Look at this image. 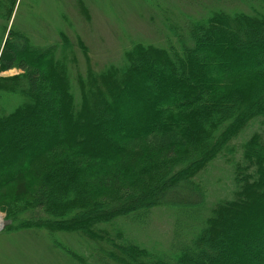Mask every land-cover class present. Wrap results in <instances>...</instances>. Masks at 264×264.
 Returning <instances> with one entry per match:
<instances>
[{
    "label": "trees",
    "instance_id": "1",
    "mask_svg": "<svg viewBox=\"0 0 264 264\" xmlns=\"http://www.w3.org/2000/svg\"><path fill=\"white\" fill-rule=\"evenodd\" d=\"M17 1L0 0V74L21 71L0 75L7 230L75 234L53 242L75 264H264V0L159 10L163 43L100 70L69 20L59 41L14 22L4 42ZM159 211L171 239L148 230Z\"/></svg>",
    "mask_w": 264,
    "mask_h": 264
},
{
    "label": "rangeland",
    "instance_id": "2",
    "mask_svg": "<svg viewBox=\"0 0 264 264\" xmlns=\"http://www.w3.org/2000/svg\"><path fill=\"white\" fill-rule=\"evenodd\" d=\"M83 1L89 16H91L89 20L85 18L84 22L79 14L80 10L78 11L79 15L75 12V0H18L11 19L8 20L9 24L4 42L14 22L15 30L29 33L37 45L59 41V31L67 28L69 20L72 25L69 33H75L79 35V38L86 41V44L93 51L89 53L92 66L94 69L100 70L111 63L122 61L125 52L134 43L143 42L157 45L163 43L166 37V33L163 32L165 21L159 10L169 8L172 12L170 13L171 22H174L179 18L173 13L177 9L188 13L191 8L186 4L191 7L198 5L197 0H146V3H142L141 0ZM202 4L201 1L199 6ZM179 21L183 24V20ZM4 25L5 22L0 21V40L2 33H4ZM75 39L77 40V37ZM78 64L82 67L83 72L87 69L84 55L79 59ZM20 72L18 69H12L2 72L0 75L13 76ZM216 170L220 172L215 176L217 181L212 183L214 187L212 196L218 198L227 183L219 175L223 168L217 166ZM1 212L6 218V213ZM169 216L166 211H159L148 230L151 228V231L156 230L166 235L165 238L171 239L173 226L172 220L169 221ZM8 224L10 223L7 220L5 230L0 233V264H75V261L66 257L60 249L54 246L53 242L58 240V236H61L62 240L67 241L66 247L68 249L76 250L79 240L77 235L74 234V236L66 239L69 234L64 232H58L57 235L53 234L52 236L46 232H39L38 235L29 231L18 233L8 231ZM148 230L147 232H149ZM147 234L152 240L155 238L150 233Z\"/></svg>",
    "mask_w": 264,
    "mask_h": 264
},
{
    "label": "bare ground",
    "instance_id": "3",
    "mask_svg": "<svg viewBox=\"0 0 264 264\" xmlns=\"http://www.w3.org/2000/svg\"><path fill=\"white\" fill-rule=\"evenodd\" d=\"M5 221H6V218H5ZM0 225H1V226H0V229L4 227V220H3L2 215H0ZM5 227H6V223H5ZM4 230H5V228H4ZM4 230H3V231H4Z\"/></svg>",
    "mask_w": 264,
    "mask_h": 264
},
{
    "label": "built area",
    "instance_id": "4",
    "mask_svg": "<svg viewBox=\"0 0 264 264\" xmlns=\"http://www.w3.org/2000/svg\"><path fill=\"white\" fill-rule=\"evenodd\" d=\"M0 215H2L3 220H4V227L0 229V233H1V232L4 230V228H5V215H4V213L1 212V211H0ZM0 226H1V225H0Z\"/></svg>",
    "mask_w": 264,
    "mask_h": 264
}]
</instances>
